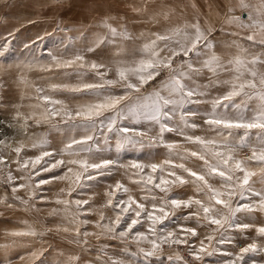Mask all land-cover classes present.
<instances>
[{
    "label": "snow or ice",
    "instance_id": "1",
    "mask_svg": "<svg viewBox=\"0 0 264 264\" xmlns=\"http://www.w3.org/2000/svg\"><path fill=\"white\" fill-rule=\"evenodd\" d=\"M240 9L245 15L232 14L226 19V24L235 25L237 29L253 31L245 37H240L239 32H224V35L234 37L232 44L238 48L237 54L227 62L215 52L218 46L215 35L217 30L213 27H202L199 19L155 33L154 39L145 43L139 50L141 59L134 62L135 66H127L119 60L114 61L117 80L106 78L108 71H111L107 65L96 62L87 65L83 55L63 61L53 57L57 67H87L94 70L97 77L92 83L52 85L53 90L65 89L98 98V102L80 105L74 111L66 107H49L61 105L62 101L47 95L37 98L46 105L40 114L44 120L50 122L59 118L60 122L83 130L79 133V138L70 137L64 148L58 152L61 156L77 158L56 160L55 164L42 168L44 172H51L65 163L79 166L80 170L74 173V186L67 193L68 198H58L56 201L65 205V213L72 217L73 227L62 229L65 233H72L71 243L87 249L88 237L94 236L98 241L102 238L119 239L126 241L129 247L135 245L126 260H114L112 264H174V261L183 260L180 255L164 257L165 245L187 246L192 261H185L184 264H204L206 257L213 256L218 257L216 264H257L254 259L249 261V254L264 253V246L258 247L253 242L240 247L238 252L222 247L225 244L235 246L232 232L239 231L243 235L244 230L253 227L252 224L242 222L243 218L238 216L239 213L250 214L257 210L264 212V71L257 67L264 66V52L256 54L237 44V40L244 39L254 45L259 35L258 43L264 47V0H258L255 4L241 3ZM235 11L234 6L228 8V13ZM101 23L106 29V34L98 38L97 46L106 42L114 43L116 37L123 40L133 39L126 28L118 30L106 21ZM109 36L113 39L109 40ZM176 37L179 39H175ZM24 47L30 49L32 46L25 44ZM10 49V42L0 43V56L7 54ZM93 51L95 48H88V52ZM100 69L105 71L101 72ZM205 73L210 76L207 83H202L201 78ZM221 73H229L231 78L221 80ZM131 77H135V81ZM150 82L151 90H146L145 86ZM117 83L120 84L122 94H114L112 91V86ZM217 85H230V90L216 97L210 96V89ZM36 91L40 93L43 90ZM237 98H240L239 102ZM252 101L257 103L255 107L250 108L249 102ZM202 104H210L211 110L201 111L198 107H191ZM36 107L40 105L37 104ZM249 111L252 112L251 115L248 114ZM20 115L17 112V117ZM28 119L32 117H26L25 124L21 127L27 126ZM197 120H202L203 125H206L213 135L201 137L191 134V129L201 127ZM39 122L37 120V123ZM153 130H156V135L150 138L151 142L164 146L169 153L174 151L177 143H167L166 134H175L188 143L199 145V150H186L179 158L186 160L195 157L203 162L201 167L193 170L184 163L174 164L172 160H165L159 165L132 162L129 167L136 169L134 175L139 177L135 182L150 193L158 189L164 195L159 198L155 195L150 198L142 197L144 201L151 200L149 209L146 203L137 201L131 195L126 200L118 199L117 191L128 192V189L117 182L114 187L109 186L111 191L106 193L109 197L107 205L113 209L114 219L103 223L104 216L101 214L95 224L98 231H87L86 225L89 221L81 216H86L87 211H90L84 209L89 200L70 198L77 189L84 188L86 182L109 174L117 164V161L111 158H103L100 162L90 161L103 150V144H107L109 148L113 146V141L116 148L126 144H139L143 142L142 138ZM98 134L101 139L97 138ZM93 145L96 146L97 152L93 151ZM40 147L44 145L41 144ZM243 149H250L251 154L247 159H237L236 153ZM15 151L19 155L21 148H16ZM82 153L85 154L84 158H79ZM53 155L51 151H42L41 155L31 161L32 169L35 170L36 165L41 164L45 157L50 158ZM4 162V157L0 156V164ZM252 162H255L258 171L249 167ZM28 163L29 161H24L17 170L27 169ZM47 163L48 161H45V164ZM165 166L169 169L166 174L168 178L161 174L158 182H155V174L158 170L164 173ZM145 168L150 169V172L145 174ZM176 168L187 173V177L191 179H186L172 170ZM72 172V167H69L64 176H54L52 179H65ZM35 174L39 175V172ZM254 177L256 179H253ZM15 179L9 172L7 181L12 183ZM19 179H24V176L21 175ZM49 182L47 179H41L35 189H32L30 183H21L14 186L12 191L15 193L19 188H29L32 190V197H35L40 191V185ZM189 183L194 186L193 196L183 199L170 195L173 187ZM201 196L204 199L199 198ZM21 203L27 205L28 201L22 200ZM73 205L76 210L69 212ZM193 208L194 211H188L181 218L189 221L195 217L197 225L203 220L212 228V232L200 240L199 245L192 243V238L198 236L195 228L178 225V235L175 230L163 227L166 221L177 215L178 210ZM145 220L148 228L146 231H140L137 226L142 227ZM257 233L264 236V226L258 227ZM43 234L30 226L25 230L9 233L12 237H38ZM145 242L148 247L143 246ZM42 254L33 253L37 257ZM79 260V256L72 255L65 264H79Z\"/></svg>",
    "mask_w": 264,
    "mask_h": 264
},
{
    "label": "rangeland",
    "instance_id": "2",
    "mask_svg": "<svg viewBox=\"0 0 264 264\" xmlns=\"http://www.w3.org/2000/svg\"><path fill=\"white\" fill-rule=\"evenodd\" d=\"M250 0H0V43L10 42V51L0 56V156L4 157V163L0 164V264H65L72 256H79V264H112L114 260H126L129 252L134 250L135 245L129 247L126 241L119 239L96 240L94 236L88 237L89 246L82 249L81 246L71 243L72 233L62 231L64 227L72 228V217L64 211L65 205L56 203L57 199H65L71 187L74 186V173L78 172V165H68L65 163L61 167L53 169L51 172H44L43 167L55 164L56 160L67 161V155L58 154L63 149L70 137L77 136L82 129L73 128L70 124L60 122L59 118L46 121L41 117V113L46 106L44 101L38 100V96L47 95L52 99L62 101L61 105L49 107H66L75 110L78 106L88 103L98 102V98L88 94L74 93L65 89L53 90L52 85L69 84L76 85L81 82L92 83L97 77L94 70L90 68L79 69L57 67L55 56L58 60L74 59L76 55H83L87 65L92 62L103 63L111 68L108 71L107 79L117 80L116 65L114 61L119 60L127 66H135L134 62L141 59L140 49L145 43L154 39L155 33L167 31L169 27L182 26L184 22H191L199 19L202 27H213L218 46L215 52L221 59L227 62L234 57L238 48L232 44L234 37L224 35V32H239L240 37L252 34L253 30L237 29L235 25H227L226 19L234 14L241 16V3ZM235 7L234 13H228L229 7ZM102 21L110 23L118 30L126 28L127 33L133 39L123 40L115 38L114 43H103L97 46L98 38L106 34ZM223 26V31H221ZM112 40V37H108ZM175 39H179L176 37ZM257 43L244 39L237 40V44L249 48V51L259 54L264 52L258 41ZM25 44L31 45L30 49H25ZM162 46V45H161ZM93 47L95 51L88 52V48ZM163 55V53H162ZM29 65H31L29 67ZM260 71H264V66H257ZM101 72L105 69H100ZM79 73V75L77 74ZM209 73L201 78L202 83H207ZM231 78L229 73H221V80ZM135 81V77H131ZM146 90H151L152 84L146 85ZM42 89L38 93L36 90ZM230 90V85H217L210 89V96L216 97ZM114 94H122L120 84L112 86ZM102 99V97L100 98ZM240 98H237L239 102ZM257 102H249V107H255ZM39 104L40 107H36ZM201 111H210V104L192 105ZM17 112L21 115L17 117ZM252 114L251 111L248 112ZM31 116L32 119L26 121L25 118ZM19 119V123H18ZM37 120L40 122L37 123ZM201 127L191 129L190 133L195 136L210 137L213 133L203 125L202 120L196 121ZM127 123V122H125ZM139 127V125H137ZM242 131V130H241ZM156 135L153 130L143 137V142L139 144H126L120 148L108 147L103 144V150L98 152L94 160L90 162H100L103 158H111L117 161L109 174L90 182L86 186L77 189L70 199L89 200L88 205H84L89 223L86 229L89 232H96V222L101 214L104 216L103 223H108L114 219L113 209L107 205V192L111 191L109 186L114 187L117 182L128 189V192L117 191L118 199H127L131 195L139 202L146 203L151 208V200L144 201L142 197L152 195L163 196L158 189L148 192L143 186L135 181L139 177L134 175L136 169L129 166L132 162L142 165L162 164L165 160H172L174 164L184 163L186 167L198 170L202 161L195 157L181 160L179 157L185 151L199 150L200 146L184 141L175 134H166L167 143H177V147L172 153L162 145L151 142V137ZM98 139L99 134L97 135ZM37 145L34 147L33 145ZM43 144L44 147H40ZM16 148H21L17 155ZM47 150L54 153L52 157H45L41 164L32 169L31 161ZM93 151L97 148L93 145ZM179 154V155H178ZM251 154L250 149H243L236 153L237 159H247ZM81 154L79 158H84ZM24 161H29L27 169L18 171ZM45 161H48L45 164ZM72 167L73 172L65 179H52L56 176H64L68 168ZM249 167L253 171H258L255 162ZM169 169L165 166L164 173L159 170L155 174L158 178L161 174L167 177ZM177 174L183 175L186 179L187 173L181 169H172ZM39 172L36 175L35 172ZM11 172L16 177L14 182L7 181V175ZM150 169L145 168L147 174ZM23 175L24 179H19ZM30 177V179H29ZM41 179L50 182L40 185V191L32 197V190L29 188H19L13 193L12 188L21 183L31 184L35 189L36 184ZM253 179H256L254 177ZM90 185V186H88ZM217 183V187H218ZM151 187V186H149ZM259 187V185H257ZM171 196L187 199L194 195V186L189 183L181 187H173ZM40 197H43L41 199ZM204 199L203 196L199 197ZM28 201L22 204L21 201ZM11 205V206H10ZM34 205V207H33ZM75 206L69 208V212L75 211ZM195 209L178 210L177 215L166 221L163 227L168 230H175L180 234L178 225L193 227L198 236L192 238V243L199 245L200 240L205 239L212 232V228L206 221L201 220L197 225L196 218L184 221L181 217L188 211ZM242 222L252 224L253 227L244 230L243 235L239 231L232 232L235 246L225 244L222 247L238 252L240 247L255 242L258 247L264 246V236H259L257 228L264 226V212L259 210L250 214L239 213ZM251 217V218H249ZM32 227L37 232H43V236L38 237H12L9 233L13 231L25 230ZM140 231H146L148 223L145 220L143 226H137ZM215 227V226H212ZM49 229L51 231H49ZM148 247L147 242L143 244ZM187 246H164V257L169 255H180L183 260L174 261V264H184L185 261H192L188 254ZM34 252H42L39 257L34 256ZM163 258V257H162ZM218 257L205 258L204 264H216ZM223 259V258H220ZM249 261L254 259L257 264H264V253L249 254ZM199 264V262H196Z\"/></svg>",
    "mask_w": 264,
    "mask_h": 264
},
{
    "label": "crops",
    "instance_id": "3",
    "mask_svg": "<svg viewBox=\"0 0 264 264\" xmlns=\"http://www.w3.org/2000/svg\"><path fill=\"white\" fill-rule=\"evenodd\" d=\"M249 2H251V3L255 4V3H257V2H258V0H250Z\"/></svg>",
    "mask_w": 264,
    "mask_h": 264
},
{
    "label": "water",
    "instance_id": "4",
    "mask_svg": "<svg viewBox=\"0 0 264 264\" xmlns=\"http://www.w3.org/2000/svg\"><path fill=\"white\" fill-rule=\"evenodd\" d=\"M241 15H243V13H241Z\"/></svg>",
    "mask_w": 264,
    "mask_h": 264
}]
</instances>
